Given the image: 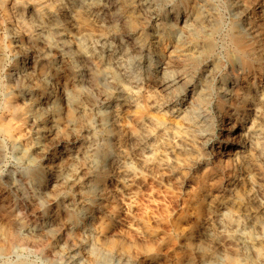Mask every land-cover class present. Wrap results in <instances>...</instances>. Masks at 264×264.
Returning <instances> with one entry per match:
<instances>
[{"label": "rangeland", "instance_id": "rangeland-1", "mask_svg": "<svg viewBox=\"0 0 264 264\" xmlns=\"http://www.w3.org/2000/svg\"><path fill=\"white\" fill-rule=\"evenodd\" d=\"M0 264H264V0H0Z\"/></svg>", "mask_w": 264, "mask_h": 264}, {"label": "bare ground", "instance_id": "bare-ground-1", "mask_svg": "<svg viewBox=\"0 0 264 264\" xmlns=\"http://www.w3.org/2000/svg\"><path fill=\"white\" fill-rule=\"evenodd\" d=\"M217 118L219 119L218 121H222V116L218 115Z\"/></svg>", "mask_w": 264, "mask_h": 264}]
</instances>
